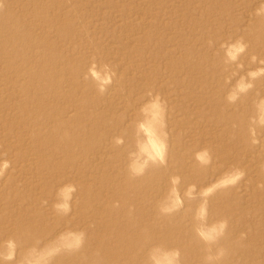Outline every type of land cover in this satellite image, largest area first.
Segmentation results:
<instances>
[{
	"label": "rangeland",
	"instance_id": "rangeland-1",
	"mask_svg": "<svg viewBox=\"0 0 264 264\" xmlns=\"http://www.w3.org/2000/svg\"><path fill=\"white\" fill-rule=\"evenodd\" d=\"M259 4L0 0V167L9 165L0 176V238L16 233L27 246L65 227L83 229L82 248L56 264H144L152 243L179 248L183 264H209V247L224 252L211 264H264V126L249 120L264 78L229 103L237 77L225 83L235 65L224 64L220 48L242 38V71L258 66L250 57H264ZM93 61L116 74L103 94L83 78ZM149 90L168 102V162L133 177L132 121ZM203 147L207 166L194 159ZM230 168L244 175L210 198L209 221H227L216 244L195 236L187 207L158 214L170 175L181 177V192L193 183L199 191ZM67 184L75 187L71 210L58 215L52 204Z\"/></svg>",
	"mask_w": 264,
	"mask_h": 264
},
{
	"label": "clouds",
	"instance_id": "clouds-1",
	"mask_svg": "<svg viewBox=\"0 0 264 264\" xmlns=\"http://www.w3.org/2000/svg\"><path fill=\"white\" fill-rule=\"evenodd\" d=\"M257 15L264 13V0H260L259 7L255 10ZM248 45L242 38L232 41L221 42L223 50V62L225 65L234 64L235 67L230 75L225 77L228 83L232 77H237L226 94L229 103H235L242 95H246L256 88V82L264 78V57L258 58L255 54L250 57V63L257 64V67L247 68L240 61ZM115 72L108 65L100 66L91 62L84 79H91L95 82L96 89L100 94L107 91L113 83ZM146 99L137 109V117L133 119L135 144L134 150L128 153L127 169L131 176H143L151 166H165L168 162L169 153V129H168V102L157 92L151 90L145 94ZM254 115L249 117L252 125L264 126V95L259 91L255 93L252 101ZM249 132L253 137L252 143H258L255 127H250ZM116 144L123 143V137L114 138ZM195 161L201 166H207L212 161L211 152L207 147L198 149L194 153ZM8 162L4 161L0 167V176H3L4 169L8 168ZM244 172L239 168H230L212 183L205 185L197 191L196 185L188 184L183 192L178 187L181 177L173 174L168 178V187L156 201V210L160 216L168 217L186 209L191 214L192 231L195 236L205 245H214L224 235L227 228L225 219L209 221V201L217 192L222 189L236 185L243 177ZM264 187V185H259ZM75 191L72 184L61 187L57 193V199L52 207L56 214L66 215L71 210L69 201L71 193ZM196 201L194 205L188 202ZM46 203V201H45ZM118 207V205H117ZM2 235V234H0ZM85 233L83 229L65 227L51 239H32L27 246L20 235L12 233L0 238V264H56L57 258L64 253L75 252L82 248ZM206 261L218 260L223 256V250L211 254V248L207 249ZM144 264H183L181 250L161 243L150 244L144 254Z\"/></svg>",
	"mask_w": 264,
	"mask_h": 264
}]
</instances>
